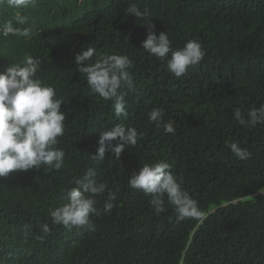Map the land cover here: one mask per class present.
I'll list each match as a JSON object with an SVG mask.
<instances>
[{"label":"trees","instance_id":"16d2710c","mask_svg":"<svg viewBox=\"0 0 264 264\" xmlns=\"http://www.w3.org/2000/svg\"><path fill=\"white\" fill-rule=\"evenodd\" d=\"M133 4L148 9L153 30L167 33L174 49L199 41L203 60L179 78L171 74L166 61L142 49L149 28L128 15ZM17 14L28 22L14 26L32 35L0 36V71L29 55L41 60L38 76L54 87L66 115L57 145L65 158L58 171L0 177V264H264V123L242 126L233 116L236 108L246 114L264 105V0H35L21 9L0 3V26ZM88 47L132 61L135 91L123 98L126 120L91 93L78 71L75 55ZM154 107L163 108L174 133L149 122ZM118 123L143 137L119 159L107 151L93 161L100 132ZM230 142L251 157L238 159ZM159 161L182 178L206 215L203 223L178 221L167 202L157 214L150 197L129 187L142 164ZM89 168L107 185L94 197L101 212L92 217L95 231L51 223L45 234L31 211L11 212L16 199L40 188L24 209L37 204L50 214ZM108 190L117 198L104 213Z\"/></svg>","mask_w":264,"mask_h":264},{"label":"clouds","instance_id":"9594fccd","mask_svg":"<svg viewBox=\"0 0 264 264\" xmlns=\"http://www.w3.org/2000/svg\"><path fill=\"white\" fill-rule=\"evenodd\" d=\"M34 2L0 0V3H6L13 9L26 8ZM127 13L136 20H144L145 25H148L146 39L141 42L142 49L158 60L166 61L167 70L175 77H181L205 57L202 44L197 40H188L183 47L174 49L167 33L157 35L153 30L155 26L150 23L148 9L141 11L133 4L127 8ZM27 22L26 15L17 14L14 21H6L0 26V36L29 38L32 35L31 28L14 26V23L24 25ZM75 65L80 73L85 74L91 93L102 101H111L115 117L126 120L129 112L123 98L128 95V91H135L129 71L133 64L129 57L115 53L97 54L95 48L88 47L75 55ZM40 66L41 60L29 55L22 62L9 64L0 71V177L41 167L58 171L64 166L65 151L57 145L58 138L65 134L66 115L61 111V100L57 98L54 87L39 78ZM164 116L163 108L154 107L148 113V120L157 127L162 126L165 132L174 133L172 121L165 122ZM233 116L240 125L254 127L264 123V105L252 108L246 114L241 108H236ZM142 137L143 133H138L134 127L118 123L100 132L99 146L91 158L99 163L105 159V153L110 151L112 156L119 159L125 148L136 146ZM227 146L242 161L252 155L237 142H230ZM170 169V164L165 161L142 164L139 171L128 179V185L150 197V204L157 214L165 211L167 202L174 207L178 221L194 219L203 223L206 219L204 211L184 190L182 178H178ZM94 176V170L89 168L83 176L75 179V187L66 192L68 202L50 211L53 224L69 230L75 227L95 231L92 217L99 216L101 212L94 197L104 194L107 185L97 183ZM116 198V192L107 191L104 213L110 212L112 201ZM41 228L45 234L50 232L48 224L41 225Z\"/></svg>","mask_w":264,"mask_h":264},{"label":"rangeland","instance_id":"374dc122","mask_svg":"<svg viewBox=\"0 0 264 264\" xmlns=\"http://www.w3.org/2000/svg\"><path fill=\"white\" fill-rule=\"evenodd\" d=\"M40 190H41L40 188L39 189L37 188L36 191H34V189H30L27 196L16 199L14 203L15 205L11 206L12 207L11 212H20V214H24L26 213V211H31L33 215L36 217L38 222L42 224L50 225L52 223L50 214L43 213L39 205L36 204L33 206H29L27 209H24L25 206L27 205V203H25V199L31 197L34 194V192L40 193ZM22 211L24 213H22Z\"/></svg>","mask_w":264,"mask_h":264}]
</instances>
